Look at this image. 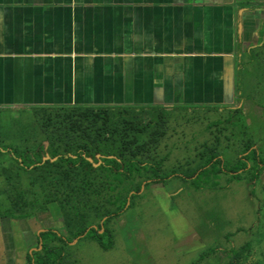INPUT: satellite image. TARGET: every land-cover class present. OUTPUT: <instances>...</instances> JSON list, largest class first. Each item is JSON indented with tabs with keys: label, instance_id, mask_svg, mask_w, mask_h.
Segmentation results:
<instances>
[{
	"label": "crops",
	"instance_id": "obj_1",
	"mask_svg": "<svg viewBox=\"0 0 264 264\" xmlns=\"http://www.w3.org/2000/svg\"><path fill=\"white\" fill-rule=\"evenodd\" d=\"M262 26L264 0H0V109H165L172 118L182 109L188 118L207 108L216 113L210 115L213 122L229 120L236 145L251 141V150L264 155V105L243 97L252 77L249 64L238 59L242 47L249 45L250 51L261 40ZM225 153L224 166L235 162L234 150ZM261 168L254 182H231L248 183L250 195L259 182L262 209L246 229L226 234L225 264H264L259 253L264 249ZM171 180L149 188L171 201L174 194L164 191ZM16 222L23 227L0 224V264H27V257L41 250L40 234H62L61 220L51 213ZM191 233L175 240L178 248L188 249L190 240L197 248L202 245L201 237ZM17 235L25 242L17 243Z\"/></svg>",
	"mask_w": 264,
	"mask_h": 264
},
{
	"label": "trees",
	"instance_id": "obj_2",
	"mask_svg": "<svg viewBox=\"0 0 264 264\" xmlns=\"http://www.w3.org/2000/svg\"><path fill=\"white\" fill-rule=\"evenodd\" d=\"M260 28L262 45L250 50L255 51L254 58L264 51V26ZM151 110L155 113L154 119L141 123L130 114V108L33 109L32 121L26 124L18 123L17 119L11 121L16 131L11 138H19L15 144L5 143L10 129L0 127L4 133L0 137V180L3 182L0 196L8 205L5 210L0 209V219L25 221L52 212L53 216L58 215L62 225V234L48 230L39 235L41 250L33 251L27 257V264H63V253L54 255V242L70 248V242L83 236L96 242L102 250L110 251L113 234L105 224L122 216L142 187L146 189L151 184L177 178L188 181L195 189H208L219 186L217 180L222 176L227 177V185L241 179L254 182L263 170L264 155L251 150V141L236 145L228 132L229 120H217L205 127L210 137L198 144L197 168L182 165L181 161L167 165L173 147L172 133L177 135L176 120L165 109ZM186 120L189 125L197 119ZM232 149L235 162L224 166L221 156ZM184 154L182 161H187L191 155ZM46 155L50 160L42 162ZM207 171L213 179L203 186ZM35 254L37 261L33 258Z\"/></svg>",
	"mask_w": 264,
	"mask_h": 264
},
{
	"label": "rangeland",
	"instance_id": "obj_3",
	"mask_svg": "<svg viewBox=\"0 0 264 264\" xmlns=\"http://www.w3.org/2000/svg\"><path fill=\"white\" fill-rule=\"evenodd\" d=\"M262 33L264 34V28ZM253 45L255 47L262 44L255 42ZM248 46L242 47V53L239 51L240 56L238 57L239 60L242 59L244 65L249 59L253 58L249 64L252 80L250 81V87L244 90L243 97L250 95L251 99H255L264 105V84L258 82V78H260L262 79L261 82L264 83V51H261L260 55L256 54L257 58H254L252 55L255 51H247ZM241 75L243 74L240 71L239 76ZM256 79L257 81H255ZM261 108L264 109V107ZM131 110L130 114L141 123H148L155 117L152 110ZM0 111L2 113L0 127H6V130L10 129L6 135L5 143H18V137L11 138L12 133L15 131L11 121L17 119L20 124L32 121L33 117L30 110L20 112V110L0 109ZM213 111L211 110L210 113L207 108H201L193 112L188 118L184 116L182 109L177 111L182 116H175L177 114L175 112L174 120H176L175 125L178 130L177 135L172 133L174 138L172 137L171 146L173 147L170 149L171 155L167 165L171 163V166H173L177 161H181L182 165H188L192 168L199 165L196 150L199 149L198 144L201 141L209 140L210 131L206 130L205 127L213 123V118L210 117V115H216ZM255 112L257 113L258 110L255 109ZM194 116L199 121L190 122L187 125L184 119ZM2 131H0L1 138L4 136ZM17 136L21 135L17 133ZM176 144H178V147H176ZM184 152L191 155L187 158V161H182L185 158ZM162 172L165 173V168ZM204 175L207 177L202 180L203 186L209 185L213 176H211L210 171L205 172ZM226 179L227 177L222 176L217 180L221 185L220 187L227 184ZM2 183L0 180V188L3 186ZM247 190L248 183L236 181L225 187L224 190L220 189L213 192L203 190L201 192L198 187L195 189L191 183L173 178V180L167 182L164 188L167 196L174 194L171 201H168V198L165 200V196H158L161 194L159 189L147 187L142 197H137L132 202V206L130 205L122 216L105 224L113 234V247L110 251L102 250L91 239L83 240L82 238L80 240L76 239L79 241L77 245H72L73 241L70 242L68 245H71V248L63 246L61 242H54L56 246L54 255L59 256L62 252L65 257L63 264H225L228 259L225 256V251L230 246L226 240V234L234 233L239 228L246 229L247 225L253 223L257 218L255 216L257 210L262 209L259 201V196L262 194L260 183H256L252 196ZM3 200L4 198L0 196V209L2 211L8 206ZM55 218H58V215ZM6 220L0 219V224L4 223L2 225L4 229L9 228L5 225L13 228L23 227V224L18 225L19 222ZM191 231H195L201 237L202 245L197 248L195 241L190 240L188 249L181 246L178 248V243L175 240H185L189 237L188 233H191ZM242 234L233 236V239H239ZM15 239L17 243L25 242V238L20 235H17ZM108 240L109 238L104 242L107 243ZM202 253H208V255L204 257ZM259 253L262 254L261 259L264 261V249ZM229 254L228 252L227 255ZM33 258L36 261L38 260L36 254ZM57 263H59V260Z\"/></svg>",
	"mask_w": 264,
	"mask_h": 264
},
{
	"label": "water",
	"instance_id": "obj_4",
	"mask_svg": "<svg viewBox=\"0 0 264 264\" xmlns=\"http://www.w3.org/2000/svg\"><path fill=\"white\" fill-rule=\"evenodd\" d=\"M98 157H99V156H98ZM47 160H50V157H49L48 155H46V156L43 158L42 162H45V161H47ZM55 160H56V158H55V159H52L51 161H55ZM88 161L91 162L90 159H88ZM95 166H97V165H95Z\"/></svg>",
	"mask_w": 264,
	"mask_h": 264
}]
</instances>
